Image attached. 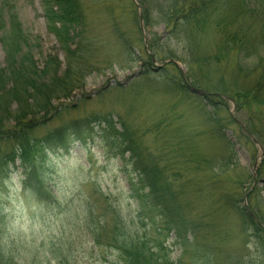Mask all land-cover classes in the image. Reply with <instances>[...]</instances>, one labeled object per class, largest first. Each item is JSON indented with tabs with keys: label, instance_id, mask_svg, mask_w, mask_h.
<instances>
[{
	"label": "rangeland",
	"instance_id": "374dc122",
	"mask_svg": "<svg viewBox=\"0 0 264 264\" xmlns=\"http://www.w3.org/2000/svg\"><path fill=\"white\" fill-rule=\"evenodd\" d=\"M51 1L0 0V70L20 43L19 55L37 71L51 58L65 74L64 45L46 16L58 9ZM80 2L77 41L85 51L72 64L91 72L79 89L76 77L67 78L73 94L53 107L68 110L36 135L73 122L77 131L47 153L48 201L23 190L19 163L0 185V264H126L124 244L133 242L139 249L161 243L177 264H264V230L256 234L264 229V0H246L234 27L248 42L245 52L223 41L222 21L231 19L220 11L198 32L175 27L174 0ZM178 4L183 10L188 0ZM212 107L233 121L220 128ZM109 121L137 142L133 154L114 141ZM153 164L190 211L194 231H181L183 245L138 199L148 192L143 170Z\"/></svg>",
	"mask_w": 264,
	"mask_h": 264
},
{
	"label": "trees",
	"instance_id": "16d2710c",
	"mask_svg": "<svg viewBox=\"0 0 264 264\" xmlns=\"http://www.w3.org/2000/svg\"><path fill=\"white\" fill-rule=\"evenodd\" d=\"M44 1L46 4L51 5V0ZM53 1L58 9L53 10L54 6L52 5L51 9L46 12V16L47 19H50L49 23L52 25L51 33H54L58 41L64 45V54H66L67 59L65 74L60 76L59 61L51 58L47 61L44 69L37 71L36 67L33 66V60H29L27 54L19 55L22 53V49L19 48L20 43L14 45L16 47L15 52L8 51L7 68L0 70V185L9 178L10 168L19 163L23 174V190L32 192L37 199L43 198L42 201L44 202L48 200H45V197L42 196L43 192L47 193L45 192L46 186L42 168L47 161V153L53 149L64 147L66 137L71 135L70 130L74 131L76 129L78 122L55 129L52 128L42 135H36V130L48 126L54 119L59 118L63 111L68 110L67 107L59 110L53 107V101L67 99L73 94L74 89L72 90L64 85L67 78L76 77L78 82H76L75 88L79 89V85L83 83V78L86 77L85 73L91 72V70L87 71L88 68L82 66V63L72 64V60L77 57L75 55L78 52L85 51L82 42L77 41L79 35L83 33L85 25V10L80 0ZM174 2L175 6L173 7L177 10L175 13L176 28L181 24H185L193 26V28L198 27V32L204 31L205 24L209 22L210 17L220 11L231 19L229 23H227L229 19L222 21L224 27L220 30V33L221 35L223 33V41L228 44L234 42L236 45L237 43L239 52L247 51L248 46L246 44L248 42H243V38L234 35L233 32L235 25L241 23L243 16L246 15L245 10L249 8L245 3L246 0H188V4H184L183 10L177 8L179 0H174ZM27 42H24V46ZM190 45L192 50L195 51L194 44L190 43ZM74 46L75 48L72 49ZM166 69L168 67H165ZM259 91H262V89L260 88L257 91V96H255L257 98ZM205 100H209L211 103L209 97L206 96ZM253 100L257 99L253 98ZM13 106L15 108H12ZM220 112L221 115H218V112L213 108L212 120L217 126L223 128L233 120L222 107ZM223 113L227 115V120ZM10 123L13 124L10 125ZM107 125L115 131L112 121H109ZM117 131L114 132V141H117L120 146H126V151L128 150L133 154L137 149V142L134 143V138L125 130L120 134ZM153 165H146L143 170L142 183L144 189H148V192L144 196H138V199L140 204L143 203L142 205H144V202H147L150 205L146 208L151 207L158 212V216L165 221V228L178 233L176 241L183 245L181 231L185 230L187 234L194 231L190 219L186 216L190 211L188 208L181 207L179 203L181 194L170 188L168 182L166 183L167 178L163 175V172L155 167L157 165ZM233 197H237L235 199L238 202L240 201V195L236 194ZM141 208L144 209L143 206ZM236 209L240 210V208ZM262 230L264 229L257 227L256 234L259 235V239L263 237V234H260ZM139 246L142 245L134 242L128 246L126 243L124 244L123 251L125 255L129 256L125 260L126 264H177L172 262L167 250L164 249V245L161 243H155L153 248H147L146 244L145 249L144 247L139 249ZM142 250L145 252L144 254L139 253ZM128 251L131 252V255Z\"/></svg>",
	"mask_w": 264,
	"mask_h": 264
},
{
	"label": "water",
	"instance_id": "95a60500",
	"mask_svg": "<svg viewBox=\"0 0 264 264\" xmlns=\"http://www.w3.org/2000/svg\"><path fill=\"white\" fill-rule=\"evenodd\" d=\"M142 20V19H141ZM196 92H199L198 94H200V95H204V93L203 92H201V91H198V90H195Z\"/></svg>",
	"mask_w": 264,
	"mask_h": 264
}]
</instances>
